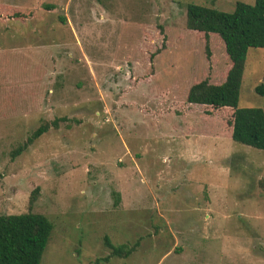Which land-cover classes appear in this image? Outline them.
Instances as JSON below:
<instances>
[{
    "label": "rangeland",
    "instance_id": "1",
    "mask_svg": "<svg viewBox=\"0 0 264 264\" xmlns=\"http://www.w3.org/2000/svg\"><path fill=\"white\" fill-rule=\"evenodd\" d=\"M37 1L0 3L35 15ZM254 1L43 0L53 14L0 19V215L52 223L40 264H264V151L232 142L230 110L184 103L229 63L216 35L207 55L185 29L187 6ZM260 83L264 49H250L239 108L264 112ZM105 240L134 251L97 263Z\"/></svg>",
    "mask_w": 264,
    "mask_h": 264
},
{
    "label": "trees",
    "instance_id": "2",
    "mask_svg": "<svg viewBox=\"0 0 264 264\" xmlns=\"http://www.w3.org/2000/svg\"><path fill=\"white\" fill-rule=\"evenodd\" d=\"M39 8L47 13L55 12V6L48 5L43 0L37 1L35 15L31 11L22 12L11 5L0 3V19H7L8 15L12 20L28 22L36 18ZM10 12L12 13L9 14ZM185 29L203 36L207 55L209 40L218 41L221 47L223 43L229 60L226 73L219 84H211L208 79H204L189 87L184 102L187 108L185 112H191V108H196L194 106H198L203 113L206 108L214 111L230 110L232 142L264 151V112L258 108L238 107L248 51L264 49V0H255L252 5L236 2L232 13L188 5ZM212 35H216L222 43ZM221 49L223 51V47ZM254 93L264 98V83L257 85ZM183 114L179 117H187ZM68 121L67 118H58L50 123L42 122L12 153L13 158L30 148L34 141L51 128L57 130L60 124ZM37 194L36 188L29 198L30 207L36 201ZM115 196L116 205L120 197ZM52 230V223L44 215L33 211L21 215H0V264H40ZM105 243L110 256L97 263H107L114 257L127 258L134 251V247L128 248L127 245L115 247L107 240Z\"/></svg>",
    "mask_w": 264,
    "mask_h": 264
}]
</instances>
